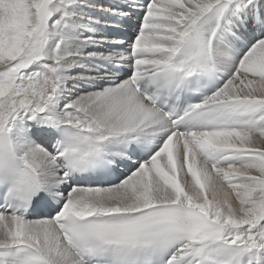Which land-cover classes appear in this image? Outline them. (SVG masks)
<instances>
[{
    "label": "snow or ice",
    "instance_id": "obj_1",
    "mask_svg": "<svg viewBox=\"0 0 264 264\" xmlns=\"http://www.w3.org/2000/svg\"><path fill=\"white\" fill-rule=\"evenodd\" d=\"M0 264H264V0H0Z\"/></svg>",
    "mask_w": 264,
    "mask_h": 264
}]
</instances>
